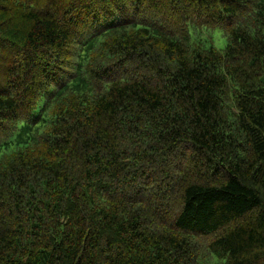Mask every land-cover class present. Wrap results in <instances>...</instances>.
Here are the masks:
<instances>
[{
    "label": "trees",
    "instance_id": "obj_1",
    "mask_svg": "<svg viewBox=\"0 0 264 264\" xmlns=\"http://www.w3.org/2000/svg\"><path fill=\"white\" fill-rule=\"evenodd\" d=\"M0 264H264V0H0Z\"/></svg>",
    "mask_w": 264,
    "mask_h": 264
},
{
    "label": "rangeland",
    "instance_id": "obj_2",
    "mask_svg": "<svg viewBox=\"0 0 264 264\" xmlns=\"http://www.w3.org/2000/svg\"><path fill=\"white\" fill-rule=\"evenodd\" d=\"M191 33L195 34L196 32L190 27ZM200 39L205 43L206 46H214L217 49L225 48L227 44V38L223 33V29H213L209 30L207 28H202L197 31Z\"/></svg>",
    "mask_w": 264,
    "mask_h": 264
}]
</instances>
